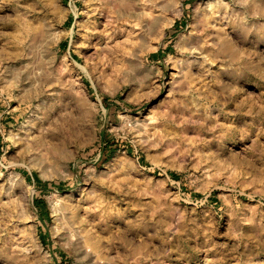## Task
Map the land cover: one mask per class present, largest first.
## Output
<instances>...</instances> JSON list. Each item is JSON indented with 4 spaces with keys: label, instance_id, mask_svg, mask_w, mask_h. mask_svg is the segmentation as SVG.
I'll use <instances>...</instances> for the list:
<instances>
[{
    "label": "rangeland",
    "instance_id": "374dc122",
    "mask_svg": "<svg viewBox=\"0 0 264 264\" xmlns=\"http://www.w3.org/2000/svg\"><path fill=\"white\" fill-rule=\"evenodd\" d=\"M120 1L0 0V264H264V0Z\"/></svg>",
    "mask_w": 264,
    "mask_h": 264
},
{
    "label": "bare ground",
    "instance_id": "6f19581e",
    "mask_svg": "<svg viewBox=\"0 0 264 264\" xmlns=\"http://www.w3.org/2000/svg\"><path fill=\"white\" fill-rule=\"evenodd\" d=\"M123 1H124V0H123ZM123 1L121 0L120 3L123 2ZM107 6H108V7H109V6L111 7L112 5H109V4H108ZM104 8H106V7H104ZM102 9H103V8H102ZM107 9H108V8H107ZM111 9H112V7H111ZM103 11H104V10H102V12H103ZM105 11L107 12V15H108V10H105ZM106 12H105V13H106ZM107 15L105 14V17H106ZM17 16H18V15H17ZM108 16H109V15H108ZM17 18H18V17H17ZM15 19H16V18H15ZM17 20H18V19H17ZM108 21H110V23H111V22L114 23L115 18H112V17H111L110 20H108ZM110 23H109V24H110ZM18 24H19V23H18ZM26 24H27V23H26ZM16 25H17V24H16ZM16 25H15V26H16ZM19 25H20V24H19ZM19 25H17V26H19ZM27 25H28V24H27ZM20 26H21V25H20ZM24 26H25V25H24ZM29 26H30V25H29ZM31 26H32V25H31ZM22 27H23V24H22ZM37 27H38V26H36V28H37ZM32 28H34V27H32ZM36 28H35V29H36ZM15 29L18 30V28H15ZM38 29H39V28H38ZM22 30H24V29L22 28ZM20 31H21V30H20ZM24 31H25V30H24ZM26 31H27V33H28V35H29V34H31V31H33V30H32V29H30V30L28 29V30H26ZM26 31H25V32H26ZM14 32H15V31H14ZM17 33H19V32H17ZM17 33H16V34H17ZM23 33H24V32H23ZM23 33L20 32V35H21V34L23 35ZM27 33H26V35H27ZM36 33H37V32H35V34H36ZM13 35H14V34H13ZM20 35L18 34V36H17V35H16V36L19 38ZM20 37H21V36H20ZM27 37H28V36H27ZM32 37H35V35H34V36L32 35ZM13 38H15V36H13ZM29 38H30V37H29ZM111 38H112V37H111ZM111 38H110V39H111ZM15 39H16V38H15ZM20 41H21V40H20ZM15 42H17V39H16ZM17 44H18V43H17ZM17 44H16V45H17ZM18 45H19V44H18ZM199 46H201V44L199 45V42H196V46L193 47V48H190V49H189V50H190L189 52L191 53V55H190V57H187V59L185 60V63L187 64L186 66H188V67L191 66V64H190L191 61H196V62H197V61H198V58H200L201 55H200L199 57H197V54H199L200 52H203V51H201V50H203V49H202V47H199ZM200 54H201V53H200ZM79 68H80V67H79ZM81 69H82L84 72H87V71H86V68H85L84 66H83V67L81 66ZM176 71H177V70H176ZM89 72H90V71H88L87 73H89ZM178 72H179V71H178ZM92 73H93V72H92ZM89 74H91V72H90ZM93 75H94V74H93ZM89 76H90V75H89ZM213 140H214V139H213ZM209 141H210V140H209ZM211 141H212V139H211ZM213 142H214V141H213ZM206 143H208V142H206ZM206 143H205V144H206ZM207 145H208V144H207ZM207 145H205V146H207ZM210 145H211V144H210ZM207 147H208V146H207ZM30 193H32V192H30ZM30 195H31V194H30ZM30 195H29V199H30V201H31V200H32V197H31ZM29 212H30V211H29ZM30 215H31V214H30ZM84 218H85V217H84ZM87 219H89V217L86 218V220H87ZM82 220L84 221V219H82ZM87 222H88V224H89V221H87ZM91 223L95 224L94 221H93V222L91 221ZM90 225H92V224H89V226H90ZM96 226H97V224H96ZM96 226H95V227H96ZM90 227H91V226H90ZM90 227H89V228L85 227V228H84L85 230L83 229V230H84L83 232H85L86 234L88 233V236H89V232H90V234H92L91 232H93V228H94V226L92 225V228H90ZM94 229H95V228H94ZM86 236H87V235H86ZM93 236H95V235H93ZM96 236H97V234H96ZM31 237H32V236H30V238H31ZM33 238H34V237H33ZM33 238H32V240H33ZM84 238H85V236H84ZM89 239H90V238H88V240H85V245H86V248H87V252H88L89 254H90V252H91V253H94L95 256H96L95 259H94V260L97 262L96 264H101L102 258H104V256H102V253L99 252L100 249L96 248L95 245H93V244L91 245V244H90ZM30 240H31V239H30ZM32 242H33V241H32ZM91 242H92V241H91ZM34 244H36V245L38 246L37 243L34 242ZM98 245H99V244H98ZM103 245H104V244H103ZM94 246H95V247H94ZM106 246H107V245H106ZM98 247H99V246H98ZM101 247H102V246H101ZM101 247H99V248H101ZM103 247H104V246H103ZM103 247H102V248H103ZM104 249H105V248H104ZM104 249H103V250H104ZM101 250H102V249H101ZM101 250H100V251H101ZM105 250H106V249H105ZM102 252L104 253V251H102ZM45 254L48 255L47 253H44L43 255H45ZM104 254H106V253H104ZM46 257H48V256H46ZM93 257H94V256H93ZM47 259H48V258H47ZM45 260H46V259H45ZM95 261H94V262H95ZM104 262H105V261H104ZM104 262H103V263H104ZM103 263H102V264H103Z\"/></svg>",
    "mask_w": 264,
    "mask_h": 264
}]
</instances>
